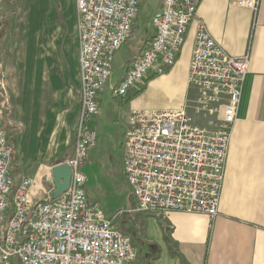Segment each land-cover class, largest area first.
<instances>
[{"label": "built area", "instance_id": "obj_1", "mask_svg": "<svg viewBox=\"0 0 264 264\" xmlns=\"http://www.w3.org/2000/svg\"><path fill=\"white\" fill-rule=\"evenodd\" d=\"M146 0H76L81 70V109L77 140L66 163L69 188L57 198L52 173L42 182L32 175L17 180L15 146L0 118V264H136L139 251L103 206L90 202L80 167L97 143L92 123L99 96L109 86L117 52L132 38ZM257 9L260 0H236ZM198 0H161L151 16L154 35L111 86L122 101L144 80L176 61L190 23L197 29L189 79L196 102L163 112H131L123 147V168L136 210L219 213L232 126L237 119L248 55L235 57L197 18ZM216 121H200L218 112ZM210 125V126H209ZM38 189V195L31 194Z\"/></svg>", "mask_w": 264, "mask_h": 264}, {"label": "crops", "instance_id": "obj_2", "mask_svg": "<svg viewBox=\"0 0 264 264\" xmlns=\"http://www.w3.org/2000/svg\"><path fill=\"white\" fill-rule=\"evenodd\" d=\"M235 1L198 0L197 8V18L229 54L250 57L214 218L203 213L136 211L123 168L131 112L181 109L196 94L189 82L196 19L189 25L176 63L164 75L149 77L145 88L135 89L122 101L112 95L111 86L150 41L152 31L140 50L125 58L122 74L114 82L110 79L111 86L99 96L100 111L92 119L97 144L80 171L89 201L101 204L119 230L139 240L142 255L136 264H264V0L257 9ZM17 3L0 0V39L9 37L17 53L5 55L3 76L14 114V123L11 118L7 122L20 130L17 133L14 126L12 131L18 136L13 171L19 180L22 175H50L72 156L81 109V70L76 0ZM13 6L15 11L19 8L15 14ZM21 10H30L31 18H38L36 24H42L40 35L48 38L50 55H33L36 24L18 20ZM66 146L71 150L68 156Z\"/></svg>", "mask_w": 264, "mask_h": 264}, {"label": "rangeland", "instance_id": "obj_3", "mask_svg": "<svg viewBox=\"0 0 264 264\" xmlns=\"http://www.w3.org/2000/svg\"><path fill=\"white\" fill-rule=\"evenodd\" d=\"M159 1L160 0H146L144 3H143V5H142V8L140 9V13H139V16H138V28H137V35L135 36V37H133V38H131L130 40H128L123 46H122V48L120 49V51H119V53L117 54L118 56H115V60H114V63H113V74H112V78H111V80H112V82H114L121 74H122V72H123V65L125 64V58H127L128 56H133V55H135V53H137L139 50H140V48H141V46L144 44V41H145V39H146V37L148 36V35H150V33L152 32V31H154V29H153V26H152V23H151V16H152V14H153V12H154V10L157 8V6H158V4H159ZM14 2H15V0H14ZM16 2H18L19 4H22L23 3V0H16ZM17 3V4H18ZM14 7L15 6H13V10H12V14H15V12H17V11H19V8H17V11H15L14 10ZM33 14L31 13V11L30 10H27V11H20V13H18V20H24V21H31V20H34V22L35 21H37V17L36 18H31V16H32ZM35 24H36V22H35ZM8 25V24H7ZM78 28V27H77ZM3 30H5L6 31V28L5 27H3L2 28ZM8 29V28H7ZM40 29H42V24H40V22H38V24H36V31H35V44H34V51L32 52L33 53V55H50V54H48L49 52H51V46H50V43L48 42V38H46L42 33H41V35H40V32H41V30ZM44 29V28H43ZM3 30H2V32H3ZM0 33H1V31H0ZM65 41L67 42V36H66V39H65ZM20 45H23L22 44V42H20ZM14 46H16V45H14ZM58 53H59V50L57 51ZM32 53H31V55H32ZM5 55H17V53H16V51H13V45H12V43L10 42V38L9 37H4L3 39L1 38L0 39V118L2 117V123H3V126H4V128H5V130L7 131V133H8V135L10 136V139L13 141V144H14V146H16V142H17V138H18V136H17V133H19V129L15 126V128H16V131H17V133H16V135H13V132L12 131H14L15 130V128H14V126L12 125H9L8 124V122H7V120L8 119H10L11 118V121L13 122L14 120H13V118H14V114H13V112H12V107H11V105H10V101H9V97H7L8 96V93H7V85H6V79L4 78V76H3V74H4V67H3V60H4V57H5ZM233 56V55H232ZM244 56H246V55H244ZM244 56H235V57H244ZM178 57V56H177ZM248 73H249V65H250V57H249V55H248ZM80 59V58H79ZM133 59V58H132ZM131 59V60H132ZM130 60V61H131ZM176 60H177V58H176ZM129 61V62H130ZM192 61H193V55H192V58H191V64H192ZM175 63H176V61H175ZM174 63V64H175ZM174 64L171 66V67H173L174 66ZM127 65L128 64H126L125 65V69H126V67H127ZM170 67V68H171ZM170 68H168V69H170ZM168 69H166L165 70V72H163L162 74H160V75H164L166 72H167V70ZM190 69H191V66H190ZM124 73H125V71H124ZM124 73H123V75H124ZM248 73H247V76H248ZM158 76V75H157ZM189 76H190V71H189ZM247 76H246V78H247ZM123 77V76H122ZM121 77V78H122ZM120 78V79H121ZM246 78H245V81H246ZM119 79V80H120ZM148 80H149V78L148 79H146V80H144V82H142L141 83V85H139L137 88H138V91L139 90H142L143 88H145V86H146V84H147V82H148ZM245 81H244V83H243V87H244V84H245ZM189 82H190V84H192L191 83V81H190V79H189ZM109 85H110V82H109ZM192 86H194L195 87V89H196V94L194 95V97L191 99L190 98V100L188 99L187 101H186V103H185V105L187 104V103H192V104H194L195 102H196V98H197V93H198V89H197V87L195 86V85H193L192 84ZM134 92V91H133ZM242 97V96H241ZM184 105V106H185ZM183 106V107H184ZM135 110H140V111H150V112H163V111H169V110H144V109H134L133 111H135ZM217 115H221L222 117H223V114H222V112L220 111V112H218V113H216L215 115H213L212 117H207V119H205L203 116H201V118H200V121L202 122V124L204 125V126H206V125H208V123H207V120H209V119H211L213 122L214 121H216V116ZM14 123V122H13ZM235 123V122H234ZM210 126V125H209ZM128 127H129V125H128ZM9 131V132H8ZM15 133V132H14ZM65 135V137H67V135L66 134H64ZM98 138V137H97ZM97 144V143H96ZM66 145V144H65ZM96 147V146H95ZM66 152H65V155L66 156H68L69 154H70V149H68L67 148V146H66ZM92 150V149H91ZM90 150V151H91ZM89 151V152H90ZM16 154V148H15V151H14V155ZM72 154H73V152H72ZM71 154V155H72ZM89 154V153H88ZM88 156V155H87ZM13 158H15L14 156H13ZM87 158V157H86ZM69 159V158H68ZM67 159V160H68ZM66 160V161H67ZM14 161H15V159H14ZM64 163H66V162H64ZM226 163H227V160H226ZM226 163H225V168H226ZM14 164H15V162H14ZM61 164V163H60ZM59 165V164H58ZM57 166V165H56ZM54 169V168H53ZM53 171V170H52ZM49 173V172H48ZM48 173H41V175H39L40 177H38V175L37 174H29V175H32V176H35L37 179H43V178H45V176H47L46 174H48ZM49 175V174H48ZM224 178H225V171H224V177H223V182H224ZM39 179V180H40ZM42 186H43V188L44 189H46V188H48L49 186L47 185V184H45L44 183V185L42 184ZM223 187V186H222ZM221 194H222V190H221ZM130 196V195H129ZM134 207V206H133ZM134 209H136V203H135V207H134ZM137 211V210H136ZM167 212V211H166ZM181 212V211H180ZM185 213H188V212H185ZM204 214V213H203ZM207 215V214H206ZM132 240V242L134 243V245H136V246H138L139 247V245H138V243H139V240H137L136 239V241H135V239H131ZM135 242H134V241ZM137 247V248H138ZM138 251H139V257H138V260H137V262H139L140 261V259H141V248H138ZM136 262V263H137Z\"/></svg>", "mask_w": 264, "mask_h": 264}, {"label": "water", "instance_id": "obj_4", "mask_svg": "<svg viewBox=\"0 0 264 264\" xmlns=\"http://www.w3.org/2000/svg\"><path fill=\"white\" fill-rule=\"evenodd\" d=\"M52 175L56 189L52 192L51 197L57 198L69 188L72 179V169L67 163H61L54 167ZM38 192V189L31 190L33 196L38 195Z\"/></svg>", "mask_w": 264, "mask_h": 264}]
</instances>
